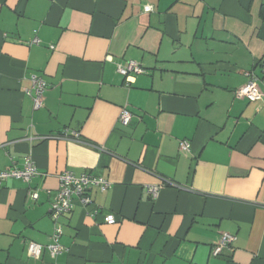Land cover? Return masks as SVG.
I'll use <instances>...</instances> for the list:
<instances>
[{
  "label": "crops",
  "instance_id": "crops-1",
  "mask_svg": "<svg viewBox=\"0 0 264 264\" xmlns=\"http://www.w3.org/2000/svg\"><path fill=\"white\" fill-rule=\"evenodd\" d=\"M129 62L145 73L121 76ZM246 73L264 83V0H0V171H38L0 186V264H264V99L235 97ZM64 171L111 185L75 200L60 255L30 259Z\"/></svg>",
  "mask_w": 264,
  "mask_h": 264
},
{
  "label": "built area",
  "instance_id": "built-area-1",
  "mask_svg": "<svg viewBox=\"0 0 264 264\" xmlns=\"http://www.w3.org/2000/svg\"><path fill=\"white\" fill-rule=\"evenodd\" d=\"M151 11L152 8L150 6L144 7V13H150ZM32 43L37 44L38 39L34 38ZM117 72L126 79L145 73L135 62H129L125 67L117 66ZM246 76L248 77L247 82L235 92V97L246 99L249 102L262 101L264 99V83L260 84L259 80L250 73H246ZM45 89L46 83L41 77L34 76L31 78V87L25 90V93L33 100L34 110H38L43 106V94ZM131 118L132 115L129 110L122 108L118 117V124L126 127L129 125ZM70 138L78 140L79 136L76 133H72ZM28 140L31 142L34 140V137L28 135ZM180 150L183 153H188V143L182 142L180 144ZM37 175V168L29 157L20 168L14 165L6 170L0 171V186L10 179L21 180L28 183ZM57 178L58 189L55 198L50 204L49 211L50 220L53 224V234L46 245L32 242L27 244V256L33 260H38L43 251H46L52 259L60 255L64 251L63 247L60 245V238L63 235L61 220L65 215L73 211L75 200H77L82 207L89 206L92 202L89 196V190L92 187H96L100 192H104L111 185L109 181L102 178H96L88 174L75 175L70 171L60 173ZM158 189L157 186H150L148 192L152 197H155ZM93 215H96V212H94ZM103 221L107 225H115L117 223V218L113 214H107ZM235 240L236 238L233 235L227 233L221 234L219 242L211 250L212 256H220L223 249L230 248Z\"/></svg>",
  "mask_w": 264,
  "mask_h": 264
}]
</instances>
